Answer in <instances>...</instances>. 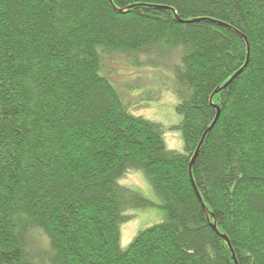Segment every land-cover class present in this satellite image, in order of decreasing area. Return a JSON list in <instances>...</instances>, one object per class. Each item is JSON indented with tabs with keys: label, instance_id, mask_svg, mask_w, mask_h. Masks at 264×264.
<instances>
[{
	"label": "trees",
	"instance_id": "obj_1",
	"mask_svg": "<svg viewBox=\"0 0 264 264\" xmlns=\"http://www.w3.org/2000/svg\"><path fill=\"white\" fill-rule=\"evenodd\" d=\"M134 172L164 217L122 246ZM0 264H264V0H0Z\"/></svg>",
	"mask_w": 264,
	"mask_h": 264
},
{
	"label": "rangeland",
	"instance_id": "obj_2",
	"mask_svg": "<svg viewBox=\"0 0 264 264\" xmlns=\"http://www.w3.org/2000/svg\"><path fill=\"white\" fill-rule=\"evenodd\" d=\"M114 67V78L121 84L124 83V81H130V84L136 86L138 83L136 78L139 76L144 78L147 87L144 86L133 89L136 95L141 94L143 90H147L152 94L156 92L157 98L148 99L146 103H142L136 95L129 94L128 97L132 101L133 110L135 112L162 121L169 127H175L179 124L180 115L175 108L176 101L174 94L165 89L172 82L171 79L163 76L150 78L149 74H140L134 78H130L136 75V71L131 65L126 62L117 61L114 63ZM166 139L171 148L181 149L183 147L182 137L180 132L176 129L167 132ZM122 180L127 184L141 189L147 197L156 200L157 202V205L155 206L146 209H139L138 211L136 210L135 217L122 226L121 244L122 246H127L139 230L161 221L164 217V213L163 209L158 204L159 202L149 181L142 173L134 172L128 174L124 176Z\"/></svg>",
	"mask_w": 264,
	"mask_h": 264
},
{
	"label": "water",
	"instance_id": "obj_3",
	"mask_svg": "<svg viewBox=\"0 0 264 264\" xmlns=\"http://www.w3.org/2000/svg\"><path fill=\"white\" fill-rule=\"evenodd\" d=\"M240 72V71H239ZM239 72H237V73H239ZM237 73L234 75V77L237 75ZM233 77V78H234ZM232 78V79H233ZM231 79V80H232ZM230 80V81H231ZM217 107V116H216V118H215V120H214V122H213V124H212V126L215 124V122H216V120L218 119V117H219V115H220V112H221V109L218 107V106H216ZM212 126L209 128V130L212 128ZM204 136H205V134H204ZM204 138V137H203ZM203 138H202V140H201V143H202V141H203ZM197 152H198V150H197ZM197 152H196V154H197ZM195 154V155H196ZM194 160V159H193ZM195 189H196V192H197V194H198V196H199V198L202 200V197H201V194H200V192L198 191V189H197V187L195 186ZM214 227L216 228V225L214 224ZM224 237H225V239L226 240H228L229 241V239H228V237L226 236V235H223Z\"/></svg>",
	"mask_w": 264,
	"mask_h": 264
}]
</instances>
